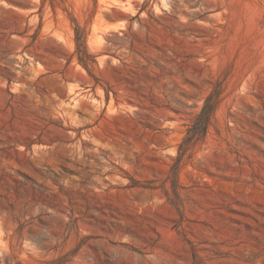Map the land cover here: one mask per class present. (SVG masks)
<instances>
[{"label": "rangeland", "instance_id": "rangeland-1", "mask_svg": "<svg viewBox=\"0 0 264 264\" xmlns=\"http://www.w3.org/2000/svg\"><path fill=\"white\" fill-rule=\"evenodd\" d=\"M0 264H264V0H0Z\"/></svg>", "mask_w": 264, "mask_h": 264}, {"label": "trees", "instance_id": "trees-1", "mask_svg": "<svg viewBox=\"0 0 264 264\" xmlns=\"http://www.w3.org/2000/svg\"><path fill=\"white\" fill-rule=\"evenodd\" d=\"M76 40H77V44H78V48H79V50H80V48H81L82 46L85 47V40L81 41L82 38H81L80 35H77V36H76Z\"/></svg>", "mask_w": 264, "mask_h": 264}, {"label": "bare ground", "instance_id": "bare-ground-1", "mask_svg": "<svg viewBox=\"0 0 264 264\" xmlns=\"http://www.w3.org/2000/svg\"><path fill=\"white\" fill-rule=\"evenodd\" d=\"M45 147V146H44Z\"/></svg>", "mask_w": 264, "mask_h": 264}]
</instances>
